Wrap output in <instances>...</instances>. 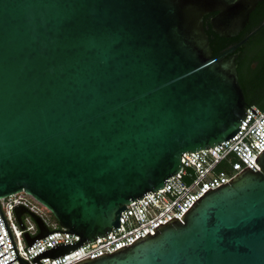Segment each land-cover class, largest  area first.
<instances>
[{
    "label": "water",
    "instance_id": "1",
    "mask_svg": "<svg viewBox=\"0 0 264 264\" xmlns=\"http://www.w3.org/2000/svg\"><path fill=\"white\" fill-rule=\"evenodd\" d=\"M262 2L0 0V198L24 191L68 230L50 232L16 206L22 228L25 212L40 227L25 234L29 248L57 232L81 236L35 263L121 227L127 205L163 189L184 153L239 132L236 59L250 35L213 55L204 21L215 13L213 32L235 37ZM256 162L261 170L208 189L183 220L75 264H264V151ZM0 213L17 256L7 264H30Z\"/></svg>",
    "mask_w": 264,
    "mask_h": 264
},
{
    "label": "built area",
    "instance_id": "2",
    "mask_svg": "<svg viewBox=\"0 0 264 264\" xmlns=\"http://www.w3.org/2000/svg\"><path fill=\"white\" fill-rule=\"evenodd\" d=\"M252 109L257 113L255 114ZM262 151H264V110L250 106L246 108L241 129L233 138L222 142L221 146L218 144L209 149L184 153L182 169L167 179L163 189L149 191L142 199L137 198V202L128 204L127 209L121 213V227H113L106 236L94 242L83 243L84 246L68 255L55 259L44 258L40 261L42 264H75L87 258L94 259L130 246L149 232L153 235L154 228L161 223L165 224L173 218L183 220L184 213L208 189L213 190L230 182L247 168L253 171L261 170L256 159ZM19 205H23L40 217L50 232L68 230L58 226L51 219L49 210L24 191L0 198V207L17 253L24 261L38 264L34 261L37 255L54 246L74 244L81 240L78 234L57 232L38 240L29 248L25 234L36 236L40 232V227L32 213H28L23 218L22 223L25 228L21 227L15 212L16 206ZM0 234V264H7L17 256L1 213ZM10 264H20V261L17 259Z\"/></svg>",
    "mask_w": 264,
    "mask_h": 264
},
{
    "label": "trees",
    "instance_id": "3",
    "mask_svg": "<svg viewBox=\"0 0 264 264\" xmlns=\"http://www.w3.org/2000/svg\"><path fill=\"white\" fill-rule=\"evenodd\" d=\"M214 15L215 13L208 14L204 21L213 55L228 50L250 35L241 46L236 59L239 82L244 91L247 107L257 106L264 110V2L255 9L243 32L235 37H222L213 32L211 19ZM28 213L22 214V221ZM49 213L51 219L60 226L55 216L50 211Z\"/></svg>",
    "mask_w": 264,
    "mask_h": 264
},
{
    "label": "rangeland",
    "instance_id": "4",
    "mask_svg": "<svg viewBox=\"0 0 264 264\" xmlns=\"http://www.w3.org/2000/svg\"><path fill=\"white\" fill-rule=\"evenodd\" d=\"M261 109V108H260Z\"/></svg>",
    "mask_w": 264,
    "mask_h": 264
}]
</instances>
